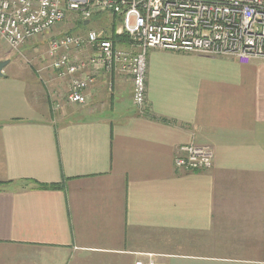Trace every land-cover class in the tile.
Returning a JSON list of instances; mask_svg holds the SVG:
<instances>
[{"label":"crops","instance_id":"obj_1","mask_svg":"<svg viewBox=\"0 0 264 264\" xmlns=\"http://www.w3.org/2000/svg\"><path fill=\"white\" fill-rule=\"evenodd\" d=\"M51 64L0 78V264H264V60L148 50L144 114L117 66L71 105Z\"/></svg>","mask_w":264,"mask_h":264},{"label":"built area","instance_id":"obj_2","mask_svg":"<svg viewBox=\"0 0 264 264\" xmlns=\"http://www.w3.org/2000/svg\"><path fill=\"white\" fill-rule=\"evenodd\" d=\"M99 14L116 18L115 35L125 37L136 51L115 48L104 29L89 30L84 36L51 35L47 56L58 76H69L64 99L71 105H83L84 91L96 75L117 66L130 77L133 104L144 114L148 50L264 60V0H0V41L17 50L33 38L51 34L67 18L84 23ZM87 50L89 54H83ZM60 100L53 101L54 109ZM213 160L210 146L192 143L177 149L173 165L180 171H206Z\"/></svg>","mask_w":264,"mask_h":264},{"label":"rangeland","instance_id":"obj_3","mask_svg":"<svg viewBox=\"0 0 264 264\" xmlns=\"http://www.w3.org/2000/svg\"><path fill=\"white\" fill-rule=\"evenodd\" d=\"M103 18H105L104 14L94 15L90 24L86 26H84L83 21L76 23L71 21L70 18H67L55 28L54 32H67L71 35L84 36L89 30H98ZM109 21L108 24H112L111 22L109 23ZM51 35L46 34L33 38L22 44L17 50L10 49L3 41H0V61L6 59L10 61L9 67L7 66L6 68V72L8 74L16 72L18 75L28 79L29 75L25 71H22L23 69L35 71L37 61L42 62L45 66L50 65V59L47 56V48ZM58 96L64 100L65 93H60Z\"/></svg>","mask_w":264,"mask_h":264},{"label":"trees","instance_id":"obj_4","mask_svg":"<svg viewBox=\"0 0 264 264\" xmlns=\"http://www.w3.org/2000/svg\"><path fill=\"white\" fill-rule=\"evenodd\" d=\"M116 25H117L116 24V18H113L112 24H111V26H110V28L108 30H109V33H110L109 39L112 41L114 46H115V43L117 42V40H119V38L123 37V36L115 35L114 31H115ZM49 187L55 188L56 185H51Z\"/></svg>","mask_w":264,"mask_h":264},{"label":"water","instance_id":"obj_5","mask_svg":"<svg viewBox=\"0 0 264 264\" xmlns=\"http://www.w3.org/2000/svg\"><path fill=\"white\" fill-rule=\"evenodd\" d=\"M87 23L88 22H84L83 24L87 25ZM9 62L10 61L8 59L0 61V78L4 76L3 70L9 64Z\"/></svg>","mask_w":264,"mask_h":264}]
</instances>
